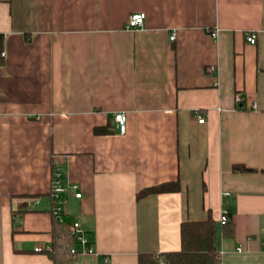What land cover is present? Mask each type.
Listing matches in <instances>:
<instances>
[{
  "label": "crops",
  "instance_id": "obj_1",
  "mask_svg": "<svg viewBox=\"0 0 264 264\" xmlns=\"http://www.w3.org/2000/svg\"><path fill=\"white\" fill-rule=\"evenodd\" d=\"M138 11L145 25L125 29ZM0 33V264H54L55 160L82 192L63 217L98 252L66 264H138L208 215L221 264H264V0H0Z\"/></svg>",
  "mask_w": 264,
  "mask_h": 264
},
{
  "label": "trees",
  "instance_id": "obj_2",
  "mask_svg": "<svg viewBox=\"0 0 264 264\" xmlns=\"http://www.w3.org/2000/svg\"><path fill=\"white\" fill-rule=\"evenodd\" d=\"M3 44L4 34L0 33V64L4 61V56L2 55ZM95 132L107 133L111 132V130L107 127L96 128ZM233 170L235 172L256 171L255 168L241 163L234 164ZM180 189L181 185L177 181L163 182L142 189L138 192L137 199L139 200L150 194L176 192ZM26 204L24 202L20 207H24ZM19 208L18 212H25V209ZM223 226L224 234L232 231L229 222ZM71 230L72 222L67 220L60 221L54 216L51 248L46 250V254L54 264H66L78 256L71 252V248L77 244L76 238L73 236ZM161 261H164L165 264H221L222 256L218 240L217 221L212 215H208L203 220H188L182 222L180 249L160 253L144 252L138 256V264H160Z\"/></svg>",
  "mask_w": 264,
  "mask_h": 264
},
{
  "label": "built area",
  "instance_id": "obj_3",
  "mask_svg": "<svg viewBox=\"0 0 264 264\" xmlns=\"http://www.w3.org/2000/svg\"><path fill=\"white\" fill-rule=\"evenodd\" d=\"M147 17V13L145 11L134 12L129 15L128 19L125 23V29L128 30H138L145 25V19ZM216 35V33H215ZM171 39H175V32L171 35ZM247 40L250 43H256L257 35L255 33L249 34L247 36ZM4 55V52L2 53ZM207 71H212V67L207 68ZM242 97L240 94L235 96V101L237 103L241 102ZM253 108H257L258 104L255 102L252 106ZM205 111L203 109H195L193 114L198 119L199 122H205ZM114 120L116 127L119 133L124 134L127 131V114L124 111H117L114 114ZM74 193L77 198L82 197V192L80 191V184L77 182H71L68 179V175L63 168V164L60 161L55 160L53 162L52 167V176H51V190L50 196L52 199V213L54 216L59 218L60 221H64L65 214V206L67 204V195L69 193ZM224 195H229L230 193H223ZM229 222L228 211L226 209L222 210L220 223L222 225L227 224ZM73 236L76 238L77 244L76 246L71 248V252L76 255H98V252L93 243L92 237L89 232L83 227L80 221L72 222V230ZM264 245V237L262 239ZM41 247H36L35 250H41ZM242 250V247L239 248ZM104 262L110 261V255L105 254L103 257ZM160 264H165L164 261H161Z\"/></svg>",
  "mask_w": 264,
  "mask_h": 264
}]
</instances>
